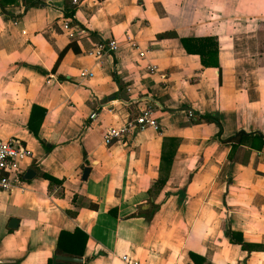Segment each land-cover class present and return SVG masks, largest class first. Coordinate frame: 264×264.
<instances>
[{
    "label": "crops",
    "instance_id": "0c3cea01",
    "mask_svg": "<svg viewBox=\"0 0 264 264\" xmlns=\"http://www.w3.org/2000/svg\"><path fill=\"white\" fill-rule=\"evenodd\" d=\"M21 1L0 10V137L30 149L21 164L35 174L21 189H0V262L46 264L59 229L78 227L87 234L79 264H125L123 254L138 264H194L188 250L210 264H264V247L247 252L220 229L224 200L231 227L264 245V145L240 146L229 160L216 125L190 120L195 110L217 112L221 137L237 128L264 135V0H42L24 9ZM70 5L73 24L63 13ZM202 34L216 36L220 81L217 67L179 42ZM106 38L117 41L113 52L86 54ZM69 40L78 51L68 48L51 69ZM248 42L255 68L238 53ZM82 68L91 75L80 77ZM144 99L159 129L104 144V128L133 116ZM32 103L45 107L37 137L26 125ZM163 135L178 144L163 185L149 193ZM40 171L61 182L48 185ZM151 201L149 218L129 215Z\"/></svg>",
    "mask_w": 264,
    "mask_h": 264
},
{
    "label": "trees",
    "instance_id": "16d2710c",
    "mask_svg": "<svg viewBox=\"0 0 264 264\" xmlns=\"http://www.w3.org/2000/svg\"><path fill=\"white\" fill-rule=\"evenodd\" d=\"M23 9L30 5H40L44 4L42 0H22ZM17 0H0V10L4 11V6L6 4H15ZM74 11V6H66L64 7V15L69 17L68 23L73 24L76 22L75 18L72 16ZM8 13L12 19H17L20 13L18 14H10ZM165 32H158L157 36H163ZM179 42L183 49L187 53H195L198 56V60L203 66H215L218 69V81H220V73H219V63L217 59L218 52V42L215 35L212 34H202V35H183L179 36ZM71 49L73 52L78 51V47L73 40H69L66 42L61 49L58 50L57 56L53 62L51 69H54L55 65L58 63L62 54L65 50ZM45 113V107L32 103L30 105L29 114L27 118V128L31 133L37 137V129L43 119V115ZM192 122H213L216 125V131L214 135L221 142H227L229 144V149L227 151L226 157L229 160L234 159V153L240 146H247L249 148L258 149L264 145V135L259 130H245L243 128H237L232 133L228 134L225 137H221V121L217 112H207L195 110L194 118L190 119ZM39 142L44 145L45 150L50 148V145H47L45 141L38 138ZM178 144V138L173 135H163L160 141V151H159V159H158V170L159 173L157 177L153 180L151 184V188H147L149 191L152 188L157 192L161 186L163 185L169 165L171 163L173 154L175 152L176 146ZM34 167V165H32ZM32 167V168H33ZM39 175L46 178L48 180V185L51 182L60 183L61 179L53 176L44 171H40ZM152 192V190H151ZM224 203V200L222 201ZM89 206L95 208L96 203L89 202ZM157 208V204L154 202H148V206L139 209L137 212L130 213L129 215H143L145 218H149L153 211ZM115 206L109 207L107 211L116 215ZM220 229L222 235L226 237L227 241L230 243H236L239 245V248L246 250L249 252L250 250L260 249L264 247L259 242H253L244 239L243 232L239 229H234L230 225V218L228 215H225L220 222ZM87 238V234L80 228L74 227L71 231L65 229H59L55 244L54 251L52 256L46 258V264H54L56 261L54 255L55 254H68L73 256H80L83 253V247ZM189 257L191 258L194 264H210V262H203L204 257L200 254H197L191 250L187 251Z\"/></svg>",
    "mask_w": 264,
    "mask_h": 264
},
{
    "label": "built area",
    "instance_id": "2783aa9c",
    "mask_svg": "<svg viewBox=\"0 0 264 264\" xmlns=\"http://www.w3.org/2000/svg\"><path fill=\"white\" fill-rule=\"evenodd\" d=\"M71 1L75 2V0ZM63 26H68L65 20L63 21ZM116 47L117 41L114 38L97 40L86 50V54L99 58L105 52H113ZM137 53L143 55V49H138ZM149 67L153 69L155 68V64H150ZM91 73L90 70L82 68L79 70L78 75L84 77L91 75ZM124 90L130 92L131 86H124ZM142 104L133 116L126 118L121 124L106 126L101 135L102 142L109 144L112 140L128 137L144 128H151L157 131L159 125L156 120L153 104L149 99H144ZM94 114L95 112L91 111L89 117L94 116ZM187 115L191 116L192 112L187 110ZM30 156L31 151L26 145L17 142L9 136L5 138L0 137V189L10 190L12 188L21 189L23 187L24 179L21 177V173L24 169L21 163ZM120 258L125 264H138L137 260L130 259L126 254L121 255Z\"/></svg>",
    "mask_w": 264,
    "mask_h": 264
},
{
    "label": "water",
    "instance_id": "95a60500",
    "mask_svg": "<svg viewBox=\"0 0 264 264\" xmlns=\"http://www.w3.org/2000/svg\"><path fill=\"white\" fill-rule=\"evenodd\" d=\"M88 171V167L87 166H83L82 168V178H85L86 174ZM35 174V169L32 168L31 166H27L26 168H24V170L21 173V177L23 179H30L34 176ZM140 207L143 206H148V202H143L139 205ZM7 225L9 227H15L17 225V218L15 217H10ZM56 261L54 262V264H79V262L81 261V258L79 256H73V255H68V254H55L54 255ZM0 264H14V262H0Z\"/></svg>",
    "mask_w": 264,
    "mask_h": 264
},
{
    "label": "rangeland",
    "instance_id": "374dc122",
    "mask_svg": "<svg viewBox=\"0 0 264 264\" xmlns=\"http://www.w3.org/2000/svg\"><path fill=\"white\" fill-rule=\"evenodd\" d=\"M245 39L250 40L251 38L246 36ZM263 46H264V44L257 46V47H263ZM255 49H256L255 45L253 43L251 44L250 42L239 44V48H238L239 55H241V57H245L244 59H241L242 62H245L249 66L251 65L253 68H255V65H257V61L254 58L249 59V54L251 53V51H253ZM151 190H152V193H155L154 188H152ZM227 208H228L227 205L220 203L221 220L225 215H227V211H228ZM221 220H220V222H221Z\"/></svg>",
    "mask_w": 264,
    "mask_h": 264
}]
</instances>
